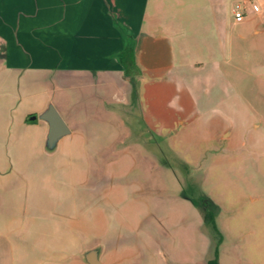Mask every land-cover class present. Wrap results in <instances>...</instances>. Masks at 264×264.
I'll list each match as a JSON object with an SVG mask.
<instances>
[{
  "label": "crops",
  "instance_id": "obj_1",
  "mask_svg": "<svg viewBox=\"0 0 264 264\" xmlns=\"http://www.w3.org/2000/svg\"><path fill=\"white\" fill-rule=\"evenodd\" d=\"M165 1L169 7L152 11L166 23L157 30L152 25L150 32L143 33L146 0H139L134 12L124 14L115 28L119 37L117 50L108 54L103 66L80 60L77 53L72 57L74 65L47 63L26 55L22 47L14 50L9 40L0 37L1 218H10V189L20 187L15 177H26L35 172L36 166L42 176L40 200H26V189L20 191V198L14 201L20 210L17 217L28 222L58 223L66 207L74 210L78 225L79 208H94L95 203H79L77 192L76 200L69 204L60 199L63 160L87 165L95 177L100 169L98 161L109 160L105 181L94 182L89 189L94 192L101 185L105 200L112 196L110 179L120 171L130 170L139 155H158V143L167 140L175 129L181 133L182 128L186 131L210 125L218 138L234 136V114L239 111L232 103L238 95L237 72L264 75V0ZM238 14L243 17L237 19ZM240 45L253 48L245 53L249 64L255 63V51L259 53L261 61L255 63L256 67L253 64L248 70L229 65L226 56ZM127 49L133 52L137 70L128 72L123 62ZM176 56L182 58L179 66L173 61ZM224 64L230 68L225 69ZM138 77L141 81L135 95L134 79ZM50 105L70 129L52 150L47 146L49 124L39 118ZM148 138L154 144L150 148L144 143ZM112 160L119 161L111 166ZM29 193L31 197L32 190ZM144 204L146 201L139 200L135 207ZM74 218L72 215L71 221ZM201 219L202 228H206L203 216ZM25 220L21 221L24 233ZM128 225L133 231L130 234L125 233L123 223L119 233H101L104 264H207L213 257L212 244V256L208 251L195 258L191 233L180 236L188 250L178 256L170 242L174 235H159L149 222L140 228L135 223ZM90 237L88 233L82 237L70 235L67 245H61L62 241L56 244L55 240L50 248L59 257L53 258V252L48 250L51 256L40 264H78L79 241ZM141 240L145 246L140 248Z\"/></svg>",
  "mask_w": 264,
  "mask_h": 264
},
{
  "label": "rangeland",
  "instance_id": "obj_2",
  "mask_svg": "<svg viewBox=\"0 0 264 264\" xmlns=\"http://www.w3.org/2000/svg\"><path fill=\"white\" fill-rule=\"evenodd\" d=\"M138 2L0 0V37L9 40L14 50L22 47L26 55L45 59L47 63L74 65L77 53L80 60L103 66L108 54L119 45L115 30L118 22L125 13L134 12ZM167 7L165 0H146L143 33L150 32L152 25L157 30L166 24L153 16L152 11ZM251 50V46H235L232 54L226 56L229 65L250 70L261 61L255 51V63L246 62L245 53ZM181 59L176 56L173 61L179 66ZM224 68L230 66L224 64ZM236 78L238 95L231 101L239 111L234 114L236 131L231 139L218 138L216 129L210 125L186 131L182 128L181 133L175 129L167 140L158 143V155L143 153L130 170L120 171L110 179V199H103L101 185L94 192L89 190L92 183L105 181L109 160L98 161L100 169L96 177L87 165L63 160L58 184L60 199L69 204L76 200L77 192L79 203H95L94 208H79L78 225L74 210L66 207L58 223L28 222L17 217L20 210L14 201L20 198L19 192L26 189V200L39 201L42 176L36 166L35 172L26 177H15L20 187L10 189V218L6 221L0 217V264H40L51 256L48 250L55 240L56 244L62 241L61 245H67L70 235L82 237L86 233L91 237L79 241L78 264H89L86 254L92 250H97L103 260L101 233H119L123 223L125 233L130 234L133 231L129 230V223L140 228L148 222L156 226L159 235H174V241H170L174 244V255L181 256L188 250L180 236L191 233L195 258L208 251L212 256L213 248L210 250L209 246H214L219 238L215 239L205 224L206 228H202L199 206L206 204L211 211L217 206L215 222L222 237L218 244L219 264H264V75L256 72L250 76L239 71ZM140 81L139 77L134 79V86L139 88ZM144 143L148 148L154 146L150 138ZM118 161L112 160L111 166ZM139 200L146 201L141 208L135 207ZM24 220L26 233L21 230ZM139 242L140 248L145 246L143 240ZM168 248L172 250L170 245ZM58 257L53 252V258Z\"/></svg>",
  "mask_w": 264,
  "mask_h": 264
},
{
  "label": "water",
  "instance_id": "obj_3",
  "mask_svg": "<svg viewBox=\"0 0 264 264\" xmlns=\"http://www.w3.org/2000/svg\"><path fill=\"white\" fill-rule=\"evenodd\" d=\"M40 119L48 122L49 133L47 138V146L49 149H54L59 140L70 133V129L66 124L63 117L56 110L53 105H50L48 109L39 117ZM86 260L89 264H104L99 257L97 250H92L86 254Z\"/></svg>",
  "mask_w": 264,
  "mask_h": 264
},
{
  "label": "trees",
  "instance_id": "obj_4",
  "mask_svg": "<svg viewBox=\"0 0 264 264\" xmlns=\"http://www.w3.org/2000/svg\"><path fill=\"white\" fill-rule=\"evenodd\" d=\"M125 56L123 59L124 64L127 66V70H134L138 69L137 65L135 63V57L133 55V52L125 51ZM137 87L134 86V93L137 94ZM212 203V202H211ZM210 203V204H211ZM199 209L201 211V214L203 216L204 224L210 228V231L214 236V238H219L218 242L214 244V254L213 257L207 262V264H219V248L218 244L222 241L221 233L217 227V224L215 222V210L217 209V206L214 205V209L211 211L210 208L207 206H199Z\"/></svg>",
  "mask_w": 264,
  "mask_h": 264
},
{
  "label": "built area",
  "instance_id": "obj_5",
  "mask_svg": "<svg viewBox=\"0 0 264 264\" xmlns=\"http://www.w3.org/2000/svg\"><path fill=\"white\" fill-rule=\"evenodd\" d=\"M242 17H243V16L240 15V14L237 15V19H241Z\"/></svg>",
  "mask_w": 264,
  "mask_h": 264
}]
</instances>
